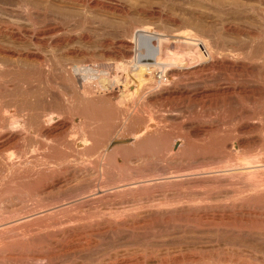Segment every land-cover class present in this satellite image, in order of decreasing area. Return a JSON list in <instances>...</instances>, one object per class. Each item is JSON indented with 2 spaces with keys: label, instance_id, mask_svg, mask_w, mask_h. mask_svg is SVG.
Instances as JSON below:
<instances>
[{
  "label": "bare ground",
  "instance_id": "obj_1",
  "mask_svg": "<svg viewBox=\"0 0 264 264\" xmlns=\"http://www.w3.org/2000/svg\"><path fill=\"white\" fill-rule=\"evenodd\" d=\"M249 1L235 9L262 27L246 19L226 18L221 24L226 32L247 36L241 52H222L221 44L219 56L215 38L212 50L198 38L175 41L136 31L130 22L123 36L136 31V47L119 40L113 48L116 42L105 35L102 50L116 62L125 60L119 77L97 66L94 50L85 46L93 36L89 15L66 16L51 2L117 16L127 15L126 4L0 0V264H264V86L254 108L241 112L247 120L228 131L220 129L221 120L186 122L203 135L199 142L163 131L158 107L148 117L138 109L145 100L176 103L174 91L186 100L203 99L215 88L190 90L181 83L204 71L255 69L264 84V0ZM63 86L76 92L75 102ZM93 87L112 99L121 96L114 128L106 129L112 114L93 108L85 96ZM234 93L245 98L246 87ZM74 106L91 120H70L74 126L65 142L75 148L55 149L53 131L75 113H70ZM98 128H104L105 138L97 133L93 144Z\"/></svg>",
  "mask_w": 264,
  "mask_h": 264
},
{
  "label": "rangeland",
  "instance_id": "obj_2",
  "mask_svg": "<svg viewBox=\"0 0 264 264\" xmlns=\"http://www.w3.org/2000/svg\"><path fill=\"white\" fill-rule=\"evenodd\" d=\"M119 1H121L124 4H126L127 7L129 8L128 11L126 12L127 15L120 14V16H117V14L115 12H111V11L108 12V10L105 11L104 9L97 8V7H94V9H93V7H88L86 9L87 10L86 11L85 9L83 10V8L80 7V6H72V5L68 6V5H63V4H62L63 5L62 6L60 3L57 4V3H53V2H51V6L52 7L50 6L53 10L57 9V11L59 10V12H61V13L63 12L62 14H66V16H70V15L72 16L73 15V17H78V16L81 15L82 12L83 13L86 12L89 15V17L92 19L93 23L90 24V28L91 29L90 28H88V29L90 31L92 30L91 32L93 33L92 34L93 36H92V39L89 40L90 42L89 41L86 42L85 46L89 50H94L93 52L95 54V57L97 58V60L99 59V61L96 62L97 66L106 68V69H108L111 72L112 75H117L119 77H123L124 74H125V71H126L125 60L120 58V60L118 62H116V61H114L115 59H112V58H115V57H113V54L110 55V53H108V52L105 53L102 50V47H100L99 41L105 35H109L111 38L109 36L108 37L110 39H113L112 41H114V42L119 41V40H128L129 42L132 43V44L130 43L132 46L134 45V47H136V45L138 43V40H139L138 37H137V34H136L137 32L136 31H142V30L145 29L144 31H146V32L148 31L149 33H157V34H160V35L161 34L162 35L166 34L167 37L171 38V40L174 39L175 41L176 40L193 41V40L198 38L197 39L198 41H202L206 45L209 44V45H207V47L212 49V50H215V48H213L214 45H212V44H215V43L219 44L220 43L219 45H217V47L215 46L216 47V51L215 52L220 50L219 49L220 46H221V50H222V46L224 45L225 48L223 47L224 50H222V52L224 51L226 53H229V52L233 53L234 51H236V52L240 51L241 52V50H240L241 46H239V45H240L241 42H244V41L246 43L248 42L247 36L245 34H242L244 36H242V35L238 36V35H235L234 33H230V32L224 31L223 27H221V26H223V25H221V24H223L222 22L226 18H230V19L232 18V19H241V20L242 19L243 20L246 19V20H249L248 22L253 23L254 25H256V22H257V24L259 23L258 21H256L255 18H248L245 15V12H241V10L239 11L238 7L235 9V5L236 4L238 5V4L243 3L245 1L246 2L247 1L250 2L249 0H147V1L146 0H119ZM232 2H234V3H232ZM54 7L56 9H54ZM154 9H155V11H153ZM151 11H153V12H151ZM162 13H164V14H162ZM129 22L133 23V25L136 28L135 29L136 31L134 32V34H131L129 36H126L125 34L123 36V32L125 30V28H123V27H126V24H128ZM108 24H109V26H108ZM256 26L262 27V25L260 23L258 25H256ZM218 29H219V31H218ZM216 30H217V32L215 33ZM200 31L202 32L203 36L200 35L201 34ZM210 31L213 32V33L211 34ZM228 34H230V35H228ZM233 34L235 35L234 36L235 38L232 36ZM118 36H120V37H118ZM122 37H123V39H122ZM127 37H129V39ZM220 38H221V40H219ZM210 39L212 41L215 40V43H212V41ZM209 40H210V43L208 42ZM217 41H220V42L218 43ZM260 41L257 40L258 43ZM141 42L144 44V40H142ZM116 44H117V47H116ZM179 44L180 43H177L175 45V47H176L175 49H179V50L182 49L181 45H179ZM221 44H223V45H221ZM228 45H229V47H228ZM115 47H116V49L118 48V42L113 44V48H115ZM236 48L239 49V51L236 50ZM227 51H229V52H227ZM231 53H230V55H231ZM218 54H219V56L221 55L219 53V51H218ZM121 60H122V62H120ZM243 62H245V61H243ZM191 65L192 64H190V66L187 68L188 70H191V69L195 68V65H192V66ZM252 65H254V64H252ZM210 72H212L211 75H210ZM199 73H201V74H199ZM199 73H198L199 74V76H198L199 78L194 76V75L191 76L189 74L191 78L185 80L184 82H182L181 83V87L182 88H186V89H190V90L195 89V87L196 88L202 87L204 85L214 87L215 89L213 91L207 93L208 96H205L203 99L201 98V100H199V99L190 98V100L189 99L186 100V99L181 98V95H180L179 91H174V92H171V95H172L171 97L172 98L171 97L170 98L171 99H175V100L178 99L176 101V103H171L172 102L171 100L161 99L160 102H159L160 104L157 103L158 106H157V104H154L155 105L154 106L152 103L147 105V103H149V102L147 100H145V101H143V102H145L143 105H142L143 102L140 104L141 106L138 104V109L141 110V111L143 110L142 114H144L146 117H148L150 115V113L154 109H156L158 107L156 110H159V111L163 110L162 112L160 111L162 116L159 115V118L161 120L160 121L161 127L163 125V128H164V129H162L163 131H166L165 129L167 128L168 131H166V133L167 134L169 133L170 135L173 133V136H175V135L178 136V135H180L183 132L182 133L183 135H185V136L187 135L186 137H189V139H191L192 141L196 140L195 142L201 141L203 135L200 134L198 132V130L195 129L194 125L192 127L190 126L191 128L188 127V126L186 128L185 123L188 122V121H193V120L197 121L198 120V121H202V122H209V121L211 122V121H220L221 120V124L222 123L223 124L219 125V127H220V129H222L221 127H223L225 129V131H228L232 127H235L236 126L235 124L236 123L239 124L238 122H240L241 119L245 122V120H247V119L244 117V114L241 115V112H243V110L244 111L245 110H251V108L252 109L254 108V105H253L254 104V101H253L254 97L258 96V94L260 93L259 90L261 89V87L264 86L263 82L261 81V79H260V77L258 75L257 70L254 69V71L251 72L253 74L247 73L248 75L246 73H240V72H238V73H240V74H238L237 72L216 71V70L215 71H213V70L204 71V73H202V72H199ZM204 75H205L206 78L204 77ZM207 75H210V76L207 77ZM227 77H229V78H227ZM204 79H206V80L204 81ZM203 81H204V83H203ZM227 83L229 84L228 86L226 85ZM230 84H232V85H230ZM217 85H218V87H216ZM261 85H263V86H261ZM193 86H195V87H193ZM222 86L224 88H221ZM225 86H226V90L227 91L224 90ZM242 87H246V93H245L246 97L245 98H240V96H236V95H238V93L237 94L234 93L235 91L236 92L240 91L242 89ZM64 88L65 87L63 86L62 89H64ZM66 88L64 90H66L67 92H70L71 93L70 94L71 97L74 95L72 98H74V102H75V100H76V92L75 91L72 92L73 90L71 91L69 88H67L68 89L67 90ZM218 88H221V89L219 90ZM99 90H100L99 88L93 87V89L91 88V90H88V92L85 93V96L90 98V99H92L91 102L93 101V104L92 103L91 104L93 106L95 104V106L93 108L96 107L99 110H103V111L106 110V112H108L109 114H112V115H109L107 113L109 115V117H110L109 118L110 120L109 121L107 120L108 123H109V125L106 126V129H107V127H109L110 125L112 127L115 125L114 122H116L117 114H118L116 109H115V108H117L116 107L117 106L116 101L118 99H120L121 96L118 95L117 99L116 98L112 99V98H109L108 96H106V95H108L106 91H99ZM218 90H219V92H218ZM232 90L234 92H232ZM224 91H226V92L230 91V93L229 94L226 93L227 95H225V93H223ZM105 93H106V95H105ZM67 94H69V93H67ZM178 94H179V96H178ZM222 98H224V99H222ZM163 101H164V103H163ZM223 101H225V102H223ZM167 103H169V104H167ZM161 104H163V106ZM204 106H206V107H204ZM74 109H76L75 106L73 107V109H72V111L70 113L75 111ZM167 109L169 110V112H168ZM76 110H78V108ZM78 111H75V113H73V114L69 113L70 117L67 118L68 120L66 121V123L64 125H62L61 127L57 128V129H55L53 131L54 132L53 135L56 134V136H55L56 138L54 139V143H55V147H56L55 149H59L60 148V150L61 149L65 150L66 148H68L67 150H71L72 148H75L74 144L72 145V143L70 144L71 146L67 145V142H68V140H67L68 135L67 134L70 132V130H69V128L71 129L70 125H72V127H73L74 123H72V122H76V121L80 122L83 119L85 120V118L87 119V121L91 120V119H88L89 118L88 116H86V117L83 116L82 117L80 114L77 113ZM76 113H77V115H76ZM79 113H80V111H79ZM77 119L80 120V121H78ZM238 119H240V120H238ZM70 120L71 121L73 120V121L71 122ZM162 120H164V121H162ZM87 121H85L86 125L88 127H90L89 125H92V124L89 123L90 121L89 122H87ZM231 121L233 123H231ZM242 122H240V123H242ZM86 125H85L86 129H89ZM67 128H68V130H67ZM73 129L75 130V128H73ZM103 129L101 128L99 130H96L95 131L96 133L94 132V134H93L94 137L93 138L95 140L91 138L93 144H94V141H96V140H99V139L102 140V141L104 140L105 135L102 136V133L104 134V130ZM224 129H222V130H224ZM186 130L187 131L189 130L188 133H186L187 132ZM193 130H196V131H193ZM71 131H72V129H71ZM97 131H99V132L101 131V132L99 133ZM191 131H192V133H191ZM87 133H88L87 135L89 137L90 133H89L88 130H87ZM97 133L99 134L100 138L98 137ZM62 134H64V135H62ZM162 135L163 134L161 133V135H158V137L162 136ZM195 135H196V137L199 136L200 138L199 137L195 138ZM95 137H97V138H95ZM65 138H66V140H65ZM158 139H160V137ZM163 140H164V136H163ZM163 140L161 139L160 141L163 143L164 142ZM65 141H67V142H65ZM57 142L58 143L60 142L59 145L57 144ZM179 143H180V141H177L176 144H175V147H177ZM65 145H66V147H65ZM149 146L150 145L146 146V147H148L146 150L150 149ZM159 147H160V145H157V147L155 146V148H159ZM161 147L159 149H161ZM143 150H144V147H143ZM88 157H89V159L91 158L90 160L93 161L92 157H90L89 154H88V156H86V159ZM89 159H87L88 162L90 161ZM119 159L121 161L124 160L122 157H119ZM91 162H89V163H91ZM127 164H128V162H127ZM99 248H100L99 251L100 250H102V251L109 250V247H106V248L99 247ZM95 253H96V251H95ZM97 255H98V253L96 255L93 253V256H97ZM66 258L67 257H65L63 260H61V262H65ZM91 259L95 260V259H93V257Z\"/></svg>",
  "mask_w": 264,
  "mask_h": 264
}]
</instances>
